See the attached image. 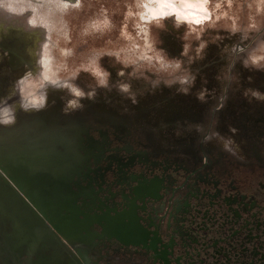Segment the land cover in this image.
I'll list each match as a JSON object with an SVG mask.
<instances>
[{"label": "rangeland", "instance_id": "1", "mask_svg": "<svg viewBox=\"0 0 264 264\" xmlns=\"http://www.w3.org/2000/svg\"><path fill=\"white\" fill-rule=\"evenodd\" d=\"M152 4L79 0L34 24L28 10H2L40 32L41 67L24 77L20 96L49 97L58 126L79 123L84 145L191 170L214 164V175L263 182L264 0H205L207 16L196 21L151 16ZM0 54L3 84L10 55ZM45 83L54 85L50 96ZM100 254L92 262L134 261L113 247Z\"/></svg>", "mask_w": 264, "mask_h": 264}, {"label": "flooded vegetation", "instance_id": "2", "mask_svg": "<svg viewBox=\"0 0 264 264\" xmlns=\"http://www.w3.org/2000/svg\"><path fill=\"white\" fill-rule=\"evenodd\" d=\"M151 1L147 9L154 17L196 21L207 16L205 0ZM14 40L24 54V70L36 73L40 61L30 51L33 43ZM52 86L46 84L45 95ZM44 99L47 104L49 97ZM72 128L80 138L78 151L90 156L61 191L72 199V209L64 208L66 197L55 207L82 222L88 246L78 264H98L92 255L100 256L102 247L127 253L134 260L130 264H264V178L253 183L245 173L243 179L236 173L214 175V164L191 170L103 144L84 145L82 126ZM214 138L228 146L220 134ZM232 152L240 155L239 148ZM65 246L63 264H72L73 252ZM0 255L3 264H24L23 257L15 261L5 249ZM26 257L31 264H62L53 250L41 246Z\"/></svg>", "mask_w": 264, "mask_h": 264}, {"label": "bare ground", "instance_id": "3", "mask_svg": "<svg viewBox=\"0 0 264 264\" xmlns=\"http://www.w3.org/2000/svg\"><path fill=\"white\" fill-rule=\"evenodd\" d=\"M78 1L8 0L5 5V0H0V13L28 10L32 16L30 24H34L42 19V12L52 13ZM0 18V50L10 55L7 68L4 67L8 81L0 83V110L8 114L0 119L10 120L0 122V252L5 249L15 261H20L41 246L45 251L53 250L54 258L63 264L62 251L68 243L73 252L72 264H78L87 256L84 249L88 246L82 222L74 215L67 217L55 205L66 197L64 208L72 207V199L61 191L83 164L78 151L80 138L72 127L64 130L58 126L56 113L44 98L38 104L20 96L23 79L30 72L24 70V54L14 37L33 43L30 51L37 54L41 67L40 45L36 47L40 32L25 28L21 20L8 15ZM0 62L4 64L2 59Z\"/></svg>", "mask_w": 264, "mask_h": 264}, {"label": "clouds", "instance_id": "4", "mask_svg": "<svg viewBox=\"0 0 264 264\" xmlns=\"http://www.w3.org/2000/svg\"><path fill=\"white\" fill-rule=\"evenodd\" d=\"M7 111L6 110H0V116L2 117H7ZM0 122H3V123H9L10 120L4 118V119H0Z\"/></svg>", "mask_w": 264, "mask_h": 264}, {"label": "water", "instance_id": "5", "mask_svg": "<svg viewBox=\"0 0 264 264\" xmlns=\"http://www.w3.org/2000/svg\"><path fill=\"white\" fill-rule=\"evenodd\" d=\"M59 228L57 227V230H58Z\"/></svg>", "mask_w": 264, "mask_h": 264}]
</instances>
